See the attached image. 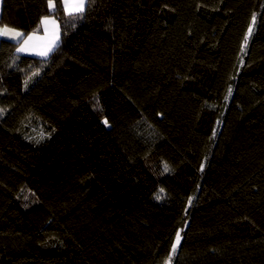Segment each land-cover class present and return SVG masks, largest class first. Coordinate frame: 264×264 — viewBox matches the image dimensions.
Listing matches in <instances>:
<instances>
[{
  "label": "trees",
  "instance_id": "16d2710c",
  "mask_svg": "<svg viewBox=\"0 0 264 264\" xmlns=\"http://www.w3.org/2000/svg\"><path fill=\"white\" fill-rule=\"evenodd\" d=\"M53 2L2 0L60 34L0 40V264H264V0Z\"/></svg>",
  "mask_w": 264,
  "mask_h": 264
},
{
  "label": "crops",
  "instance_id": "0c3cea01",
  "mask_svg": "<svg viewBox=\"0 0 264 264\" xmlns=\"http://www.w3.org/2000/svg\"><path fill=\"white\" fill-rule=\"evenodd\" d=\"M61 2H62V7H63V0H61ZM1 6H2V0H0V12H1ZM63 10L65 11V13H68L64 7H63ZM44 17L49 18V23L46 25L41 22ZM44 17H42L40 20L38 31L24 34V39H26L29 36L32 37L31 41L29 42L27 51H22V52L17 51V49L22 46L23 40H21L20 42H17L16 40L12 39L10 36H2V35H0V40L4 39V40H8V41L15 43L16 45L15 51L19 54L32 55L36 57H46L47 55L50 54L53 48L57 45L59 41L60 31H59V23L55 17H53L52 15H46ZM52 21H54V23ZM4 27L5 26H0V29ZM15 30L19 31L17 29ZM50 46H51V49L48 50ZM45 51H47V55H41V53Z\"/></svg>",
  "mask_w": 264,
  "mask_h": 264
},
{
  "label": "snow or ice",
  "instance_id": "6c2138e0",
  "mask_svg": "<svg viewBox=\"0 0 264 264\" xmlns=\"http://www.w3.org/2000/svg\"><path fill=\"white\" fill-rule=\"evenodd\" d=\"M87 0H63V7L65 10L70 14H80L83 13L86 7ZM54 2L53 0H49V8H54ZM253 21H255V17H253ZM43 24H48L49 23V18L44 17L41 21ZM54 23V21H52ZM249 33H251V28L249 29ZM0 35L2 36H10L12 39L16 40L17 42H20L23 40L22 46L17 49V51H27L28 50V45L29 42L31 41L32 37L29 36L26 39H24V34L22 32L16 31L13 28H9L5 26L4 28L0 29ZM247 41V36L245 37V42ZM51 49V46L49 47L48 50ZM41 55H47V51L42 52ZM231 91V90H229ZM105 124H107V121H105ZM215 135V133H213ZM163 191V190H161ZM159 198V197H158ZM180 240V235L177 233L176 237V244L172 245V252L175 253L177 244L179 243ZM171 257H169V260Z\"/></svg>",
  "mask_w": 264,
  "mask_h": 264
},
{
  "label": "rangeland",
  "instance_id": "374dc122",
  "mask_svg": "<svg viewBox=\"0 0 264 264\" xmlns=\"http://www.w3.org/2000/svg\"><path fill=\"white\" fill-rule=\"evenodd\" d=\"M173 244H176V239L174 240ZM177 246H178V244H177ZM171 252H172V249H171Z\"/></svg>",
  "mask_w": 264,
  "mask_h": 264
}]
</instances>
